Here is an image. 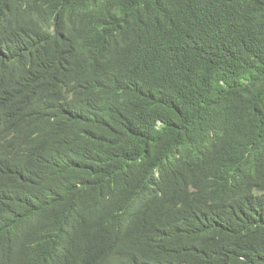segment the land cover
<instances>
[{
  "label": "trees",
  "instance_id": "trees-1",
  "mask_svg": "<svg viewBox=\"0 0 264 264\" xmlns=\"http://www.w3.org/2000/svg\"><path fill=\"white\" fill-rule=\"evenodd\" d=\"M0 264H264V0H0Z\"/></svg>",
  "mask_w": 264,
  "mask_h": 264
},
{
  "label": "clouds",
  "instance_id": "clouds-1",
  "mask_svg": "<svg viewBox=\"0 0 264 264\" xmlns=\"http://www.w3.org/2000/svg\"><path fill=\"white\" fill-rule=\"evenodd\" d=\"M25 41L26 45L30 49H34L36 51L40 39L36 34V31L34 32L33 30L32 32L26 34ZM68 48L69 47H67V45H63L55 39H50L44 46V56L46 55V57L51 56L56 58L57 67L55 71H52L51 67L46 65V67H44L45 72L41 71V74L46 79H48L46 74L51 77H55L48 80H55L59 84L62 90V96L60 99H52L43 96L41 92L37 91L33 86L34 84L30 81L31 79H24V82L28 85L26 87V91L29 93V97L34 102L33 112L35 115V121H38L42 113L47 109L48 105H62L66 96L72 98L75 91L83 82L90 81L97 75L98 70L93 61L85 57L75 60L70 54H68ZM14 87H16V85H14ZM166 237L167 236H140V241L145 242L150 239H163Z\"/></svg>",
  "mask_w": 264,
  "mask_h": 264
}]
</instances>
